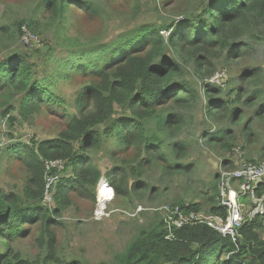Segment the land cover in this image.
<instances>
[{
    "label": "trees",
    "instance_id": "1",
    "mask_svg": "<svg viewBox=\"0 0 264 264\" xmlns=\"http://www.w3.org/2000/svg\"><path fill=\"white\" fill-rule=\"evenodd\" d=\"M69 4L86 8L92 19L100 18L99 7L81 0H38L34 12L62 24ZM27 27L33 32L39 28L33 20ZM262 27L264 0H198L195 13L172 26L167 39L161 32L166 26L140 25L114 42L94 45L87 41L84 45L70 40L64 47L67 56L55 61L56 72L62 80L79 74L91 82L75 92L74 112L36 79L24 56L16 53L0 61V107L6 108L4 114L18 111L27 118L43 110L62 111L66 119L65 129L56 139L0 147L5 161L16 158L28 173L20 196L0 190V243L4 246L0 264H26L13 254L12 246L15 240L27 236L28 226L37 224L44 226L48 238L46 263L57 262L55 234L49 228L58 225L55 216L71 206L73 197L95 202L102 177L95 161L99 153L112 161L107 178L118 198H140L148 193L153 199L156 190L144 179L146 170L153 166L189 173L192 167L175 164L187 159L189 152V143L177 140L184 125L178 111L194 108L199 97L184 78L183 64H191L198 76H211L217 60L224 57L233 63L262 41L256 35ZM1 31L13 36L5 27ZM263 74L262 66L240 73L232 101L218 100L222 92L219 87H202L210 101L208 115L233 125L243 123L241 135L247 146L255 143L252 118L245 120L236 106L254 108L259 103L253 116L256 121H264ZM248 85L254 87L248 91ZM118 108L126 111L123 116H117ZM165 138L175 141L164 145ZM205 139L208 145L223 151L231 150L237 141L235 132L228 128L206 134ZM56 161L62 163V173L67 177L53 185L59 168L50 164ZM226 163L223 161V165ZM49 180L52 183L48 187ZM49 192L53 208L41 204ZM213 193L210 201L214 204L216 186ZM189 207L202 209L198 204ZM204 209L225 215L216 202ZM159 219L158 227L142 231L113 264H264V217L246 222L239 229L236 245L204 226L173 230L172 239H167Z\"/></svg>",
    "mask_w": 264,
    "mask_h": 264
},
{
    "label": "rangeland",
    "instance_id": "2",
    "mask_svg": "<svg viewBox=\"0 0 264 264\" xmlns=\"http://www.w3.org/2000/svg\"><path fill=\"white\" fill-rule=\"evenodd\" d=\"M81 1L94 3L99 7L100 18L92 19V14L86 8H73L72 4H69L71 8L67 9L66 21L57 24L47 16L44 19L40 18L34 12L38 0H0V61L16 53L24 56L32 66L36 79L57 98L63 100L65 108L71 112H74L72 105L75 92L91 82L79 74L71 77V80H62L56 72L55 61L67 56L64 47L69 45L70 40L76 39L84 45H88L87 41L95 42L94 45L114 42L120 35L125 36L140 25L166 26L167 28L161 29V32L167 39L171 32L170 28L178 26L188 14L195 13L198 2V0ZM32 20L33 23H38L39 28L36 32L30 31L27 27V23H32ZM4 27L13 33L12 37L1 31ZM25 31L32 37L31 45L30 42L28 44L22 42ZM263 34V27L256 31L257 37L262 41L255 44L256 46L245 54L244 58L233 63L225 61L224 57L217 60L211 76H198L191 64H183L184 78L197 92L199 100L194 108L178 111L183 116L184 125L178 133L177 140L189 143V152L187 159L175 164L192 167L191 171L189 173L173 169L164 171L154 166L147 169L144 179L150 188L156 190L153 199H149L148 193L140 198L134 196L118 198L114 194L104 213L101 212L106 217L100 220H96L94 216L98 209V187L95 190L94 203L89 199L73 197L71 206L55 216L58 225L49 228L55 234L56 241L54 253L57 262L52 264H113L115 257L121 254L142 231L159 226L160 219L155 209L165 204H198L202 208L215 205V201L213 204L210 199L214 197L213 186L217 187L219 173L234 169L243 160L264 161V121H256L253 116L260 104L256 103L254 108L236 106L244 113L245 120L252 118L255 143L247 146L241 135L243 123L233 125L229 121H223L225 119L218 121L210 117L208 115L210 101L202 92L203 84L212 85L222 90L218 100H234L240 73L264 67ZM111 57L112 54H108V58ZM253 87L254 85H248V91ZM5 111L6 108L0 107L1 148L12 142L31 144L56 139L66 126L62 111L43 110L38 115L27 118L18 111L4 114ZM125 112L118 108L117 116H123ZM152 127L153 124L150 123L149 128ZM227 128L235 132L237 137L231 150L223 151L206 143V134H214ZM174 141L166 139L164 145ZM95 161L102 171V177H107L113 168L111 159L99 153ZM223 161H227L226 165H223ZM57 168L59 170L54 177L53 185L58 179L67 177L62 173L63 167ZM27 174L19 160L10 158L5 161L4 156L0 155V190L20 196L27 181ZM215 176L218 177L215 179ZM49 195L51 197L52 193L49 192ZM41 204L46 208H53L55 205L53 199L50 203H45L44 198ZM140 208L142 211L137 213ZM28 227L30 228L27 236L18 238L13 243V254L26 261V264H48L45 260L48 255V238L44 226L37 224ZM262 232L264 238V231ZM3 247L0 243V257L4 251L1 250ZM222 259H225L224 255Z\"/></svg>",
    "mask_w": 264,
    "mask_h": 264
},
{
    "label": "built area",
    "instance_id": "3",
    "mask_svg": "<svg viewBox=\"0 0 264 264\" xmlns=\"http://www.w3.org/2000/svg\"><path fill=\"white\" fill-rule=\"evenodd\" d=\"M30 37L29 33L25 31L22 42L28 44ZM237 150L240 149L237 148ZM50 165L51 167H62V163L59 161ZM51 183L52 180H49L47 186L49 187ZM97 187L98 191L101 187L108 191L111 200L107 204L113 200L114 191L107 177H101ZM217 189L216 206L224 209L225 215L211 213L204 208L195 210L189 205L181 208L179 205L165 204L155 209L167 232L166 238L172 239V232L176 229L204 226L218 233L223 239H230L236 245L239 229L246 222L264 217V161L243 160L234 169L222 171L219 173ZM51 200L50 195L45 193L44 202L50 203ZM106 206L100 207L97 198L98 209L94 213L96 220L106 217L105 214H102L106 210ZM141 211L140 208L137 213Z\"/></svg>",
    "mask_w": 264,
    "mask_h": 264
},
{
    "label": "bare ground",
    "instance_id": "4",
    "mask_svg": "<svg viewBox=\"0 0 264 264\" xmlns=\"http://www.w3.org/2000/svg\"><path fill=\"white\" fill-rule=\"evenodd\" d=\"M98 200H99L100 207L106 206L107 202L111 200L106 188H104V187L102 188L101 187V189L99 191V194H98Z\"/></svg>",
    "mask_w": 264,
    "mask_h": 264
}]
</instances>
